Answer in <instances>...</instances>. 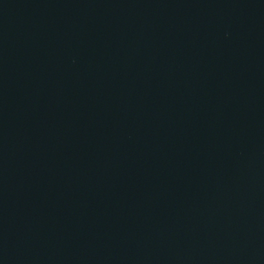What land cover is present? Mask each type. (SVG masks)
<instances>
[{
    "label": "water",
    "instance_id": "95a60500",
    "mask_svg": "<svg viewBox=\"0 0 264 264\" xmlns=\"http://www.w3.org/2000/svg\"><path fill=\"white\" fill-rule=\"evenodd\" d=\"M0 264H264V0H0Z\"/></svg>",
    "mask_w": 264,
    "mask_h": 264
}]
</instances>
